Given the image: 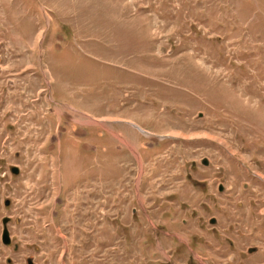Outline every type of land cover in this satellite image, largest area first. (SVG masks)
Segmentation results:
<instances>
[{"label":"rangeland","instance_id":"374dc122","mask_svg":"<svg viewBox=\"0 0 264 264\" xmlns=\"http://www.w3.org/2000/svg\"><path fill=\"white\" fill-rule=\"evenodd\" d=\"M27 258L264 264V0H0V264Z\"/></svg>","mask_w":264,"mask_h":264},{"label":"water","instance_id":"95a60500","mask_svg":"<svg viewBox=\"0 0 264 264\" xmlns=\"http://www.w3.org/2000/svg\"><path fill=\"white\" fill-rule=\"evenodd\" d=\"M14 173H17L18 170H17V167H14V170H13ZM221 189V187H220ZM6 204H8V202L6 201L5 202ZM8 219L7 218H3L2 222H3V230H2V240H3V243L5 244H8L9 241H10V238H9V233H8V230L6 228V223H7Z\"/></svg>","mask_w":264,"mask_h":264},{"label":"flooded vegetation","instance_id":"af4514ba","mask_svg":"<svg viewBox=\"0 0 264 264\" xmlns=\"http://www.w3.org/2000/svg\"><path fill=\"white\" fill-rule=\"evenodd\" d=\"M14 167H17V166L12 164V165L9 167L10 172L13 173V174H18V173H19V168L17 167L18 172H17V173H14V172H13ZM6 201H7L8 204H9V200H5V202H6ZM5 202H4V204H5V205H8V204H6ZM3 218H7V219H8V217H3ZM3 218H2V220H3ZM7 222H8V221H7ZM2 223H3V222H2ZM3 227H4V226H3ZM9 238H10V237H9ZM1 240H2V235H1ZM2 242H3V240H2ZM9 242H10V241H9ZM4 244H5V243H4ZM8 244H9V243H8ZM8 263H9V264H14V263L11 262L10 259L8 260ZM26 264H35V263H34V261H33L32 258H27V259H26Z\"/></svg>","mask_w":264,"mask_h":264}]
</instances>
